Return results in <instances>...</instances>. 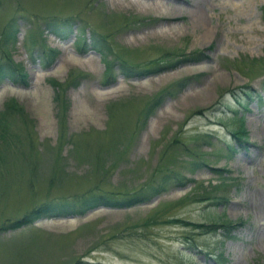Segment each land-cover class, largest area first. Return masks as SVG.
Here are the masks:
<instances>
[{"label":"rangeland","instance_id":"obj_1","mask_svg":"<svg viewBox=\"0 0 264 264\" xmlns=\"http://www.w3.org/2000/svg\"><path fill=\"white\" fill-rule=\"evenodd\" d=\"M12 16H18L20 31L10 52L28 70L29 85L4 81L0 111L11 98L25 109L16 117L10 143L29 145L33 137L39 161L26 174L16 153L21 144L12 160L0 161V226L49 200L73 202L89 193L123 198L150 182L162 192L127 208L101 206L0 230V264H264V0H2L0 36ZM48 16L71 18L69 39L46 32L44 40L40 27ZM95 33L114 47L103 60L93 47ZM80 38L86 46L78 44ZM44 44L59 49L49 67L42 63ZM5 50L0 47V59ZM170 58L183 62L143 76L123 73L129 69L122 61L140 70ZM106 60L115 63L110 82ZM243 61L245 72L236 67ZM73 71L87 76L65 92L61 169L57 147L64 129L51 79L66 83ZM185 79L190 80L167 95L140 128L146 102ZM244 92L252 99L245 100ZM113 103L126 105L111 115ZM241 116L243 143L232 132ZM113 133L120 142L112 146L114 154L98 149ZM178 137L187 148L199 144L210 167L192 173L190 152L169 148ZM75 143L81 151L103 148L104 156L76 158ZM229 146L236 150L230 153ZM164 170L194 180L176 186ZM220 182L223 188L213 189ZM217 195L226 196L224 204L212 200ZM171 218L238 225L224 238L223 231L205 233Z\"/></svg>","mask_w":264,"mask_h":264},{"label":"trees","instance_id":"obj_2","mask_svg":"<svg viewBox=\"0 0 264 264\" xmlns=\"http://www.w3.org/2000/svg\"><path fill=\"white\" fill-rule=\"evenodd\" d=\"M2 2V0H0ZM71 19L70 17L68 18H60V16H48L44 18V22L42 23V26L40 27V32L44 36V40H46L45 33L48 32L50 34H54L57 37L61 39H67L69 36L74 32V27L75 23L69 21ZM18 16H12L11 20L7 24L6 27L3 28V33L1 34V39L0 43L3 49H6L4 51V56L0 59V85L4 81H11L15 84L19 85H29V72L25 68V66L18 62L15 61V59L12 57V53L10 50L14 49L16 43H17V34L20 31V27L18 26ZM107 36H103V40H100L98 36H96V33L94 34V44L93 47L100 52L102 55V60L103 56L105 57V51L107 50L109 52H113L114 47L110 44H103L102 42L106 41L107 42ZM35 41L32 42L36 46ZM78 44L82 45V47L86 46L85 41L83 38H80L78 40ZM43 48H45L44 52V58L42 60V63L44 66L49 67L52 65V63L55 61L59 49L55 48H49L47 47L46 44L42 45ZM200 59V58H197ZM119 60V57H118ZM107 62L105 63V75L110 82L112 78L114 77L113 74V68L115 63L111 62L110 60H106ZM120 61V60H119ZM157 64H153L151 66H146L143 67V69H135V66H128L127 61L126 62H121L124 67H127L129 70H124L123 73L127 77L136 75V76H143V75H148L151 74L153 71H160L161 68H164L165 65H171L173 62H176L175 64L179 62H183V60H173V58H170V60H167L166 62L160 60H153ZM152 62V61H151ZM149 62V63H151ZM164 62V63H163ZM264 62V61H262ZM165 64V65H163ZM174 64V65H175ZM242 64H244V61L236 66L239 68L241 71L245 72ZM262 69L264 70V65L262 66ZM134 71H137V74L134 73ZM139 71V72H138ZM87 74H83V72H78L76 73L75 71L71 72L70 77L66 83H63L55 78L51 79V84L54 87L55 90V96L54 100L55 103L57 104L58 108V114L57 117L59 119V123L61 128V134L62 138L60 139L59 146L57 148L60 149V151L57 152V166L60 165V156H61V146L64 144L65 141H67L66 138V130H67V119H66V111L67 108L69 107V101L65 98V92L68 87L70 86H77L79 81L83 78L86 77ZM250 79H253V76L251 75L249 77ZM190 79H185L181 80L178 83H176L172 88L163 90L162 92L158 93V95L152 97L150 100H148L145 104V106L141 109L140 111V116H139V123L141 122V119L143 120L141 122V127L145 125L147 122L148 118L150 115L153 113L154 108L158 105H160L165 97L167 95H174L176 91L178 92L181 87L186 85V82L189 81ZM264 84V80H263ZM246 97L249 98L250 94H247L244 92ZM242 99H245V97H241ZM248 100V99H245ZM126 103H113L109 107L110 114L112 115L113 111L118 107H124ZM239 105L243 106L245 109L247 106H245L242 101H239ZM25 113V109L17 102V100L11 98L8 100L4 106V110L0 111V140L2 142L0 146V161L5 162L7 160H12V154L15 153L16 149H19V144H21V149L17 150L16 153L21 155L23 163H24V170L25 173L29 175V173H33V167L37 166L38 168V161H39V152L37 151L38 148L36 147L35 141L32 140L33 137H31V142L29 145H27V140L22 141L19 140L18 142L15 143H10L11 138L14 136L12 129L15 128V122L18 120L16 119L17 116H21ZM235 113H238L236 111ZM26 114V113H25ZM115 119V116H114ZM237 120L240 122V126L236 129H234L233 135L234 137L240 142L243 143L245 137L247 136V130L243 127V116L239 117ZM66 125V128L64 127ZM13 127V128H12ZM64 131V132H63ZM210 133H205L204 136L206 138L210 137ZM31 136V134H30ZM179 138V137H178ZM180 139V138H179ZM181 141H178L177 139L173 142H171L169 145H171L169 148L175 149V153L177 154L179 151L184 150L187 152H190V155L192 159L188 162V166L191 169L192 173H195L197 170L204 169L210 167L209 160L205 158L206 152H202V150L199 148V144H196L194 148H187V141L180 139ZM69 141V140H68ZM110 143V144H109ZM119 141L115 137V133H113V140L111 142H101L98 145V149L102 146H104L109 152L114 154L113 148H118ZM181 143V145H179ZM17 147H15V146ZM28 146V147H27ZM75 146H78L74 152H76L78 155L81 154V145H77L75 143ZM181 146V147H180ZM27 147V148H25ZM230 147V153L234 152L236 149L233 146ZM96 151L92 155H88L87 157L93 156L95 159L96 156L99 157V160L103 158V148L97 151V148L95 147ZM177 157V156H176ZM173 162L174 159H172ZM177 163V160H176ZM62 169V166L60 167ZM163 169V167H162ZM165 173V179H171V177H174V181L176 182V186H185L186 181L194 180V178H185L182 176L180 171L176 170H171L167 171L164 170ZM184 179H186L184 181ZM173 180V179H172ZM224 182H220L219 185H215L213 189L217 188L216 190H221L223 186L221 185ZM154 183H149L146 184V186L138 191L126 193V196L123 198L115 197L112 195H106V194H96V193H89L90 196H84V195H78L76 196V199L71 202V200H67L64 198V200L60 201H54V200H49L41 205L37 206L31 211L25 212L21 217L15 218L13 220L8 219L7 221L5 220L2 225L0 226V230L3 229H18L23 226L29 225L34 223L35 221L42 219V218H52V217H61V216H68L71 214H83L86 211L96 208L99 206H107V207H113V208H127L131 207L134 205H137L139 203L146 202L149 200L151 197H153L155 194H159L162 192V189L158 188ZM160 184H165L167 185V182L162 179ZM150 185V186H148ZM152 185V186H151ZM165 190V189H164ZM190 195V194H188ZM83 197V198H82ZM226 197V196H225ZM225 197L223 195H217L213 197V201L218 202V205H221V202L225 200ZM227 199V198H226ZM227 202V200H226ZM171 221H174L176 223H181L186 226H192L194 229H203L205 233H216L218 230H222L223 233L225 234L226 238L232 237L230 236L229 232L236 229L238 223L230 220H224V221H211L209 223H196L193 221H189L186 219H181V218H174L171 219ZM90 264V263H87Z\"/></svg>","mask_w":264,"mask_h":264},{"label":"bare ground","instance_id":"obj_3","mask_svg":"<svg viewBox=\"0 0 264 264\" xmlns=\"http://www.w3.org/2000/svg\"><path fill=\"white\" fill-rule=\"evenodd\" d=\"M119 2H122V1H124V0H118ZM183 10V8H180V11H182ZM202 20H204V19H202Z\"/></svg>","mask_w":264,"mask_h":264}]
</instances>
